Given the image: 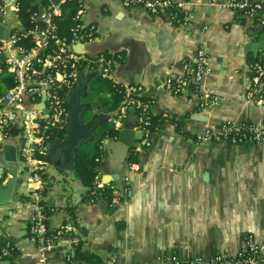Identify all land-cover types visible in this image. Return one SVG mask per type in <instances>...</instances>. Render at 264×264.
<instances>
[{"label": "crops", "instance_id": "0c3cea01", "mask_svg": "<svg viewBox=\"0 0 264 264\" xmlns=\"http://www.w3.org/2000/svg\"><path fill=\"white\" fill-rule=\"evenodd\" d=\"M46 1L41 0L40 7ZM223 1L184 0L193 13L189 24L176 21L167 10L150 12L125 0L77 1L76 11L83 8L80 18L91 39L75 41L70 49L79 52L73 46L82 42L80 52L91 57L101 54L109 60L92 71L81 70L101 75L107 67L103 77L140 84L151 112L161 114L162 119L150 142L135 149V161H129L128 155L123 161L121 143L100 144L95 180L112 185L110 198L103 194L83 197L86 186L77 177L68 179V170L56 166L63 174L57 178L47 169L51 179L47 182L43 177L40 200L48 204L46 225L56 228L73 223L64 207L68 204L75 208L78 225L73 223L76 230L65 233L61 244L46 250L37 248L28 235L29 202L35 198L26 180L27 193L19 191L25 178L21 170L24 161L18 149L19 128L13 124L10 135L0 141V187L13 179L9 198L0 203V245L9 239L17 251L3 257L0 264L9 260V264H75L65 258L64 245L74 234L106 264H151L164 253L179 258L232 253L246 232L264 241V142H198L193 138L205 123L264 119V95L244 97L252 64L262 60L264 66V30L258 33L262 24L224 7ZM260 13L264 18V0ZM0 24H4V32L20 26L16 9L7 7ZM259 40L263 46H258ZM201 44L208 49L210 66L204 84L221 96L220 102L207 110L198 107L192 88L173 93L163 85L166 76L183 71L184 60ZM86 90L88 93V86ZM99 94L107 97L109 91ZM96 98L85 100L93 103L92 112H103L95 104ZM41 100L42 96L37 106ZM120 104L104 112L118 129L128 115L117 119ZM9 144L15 146L14 156L7 155L5 145Z\"/></svg>", "mask_w": 264, "mask_h": 264}, {"label": "built area", "instance_id": "2783aa9c", "mask_svg": "<svg viewBox=\"0 0 264 264\" xmlns=\"http://www.w3.org/2000/svg\"><path fill=\"white\" fill-rule=\"evenodd\" d=\"M79 4H81V0ZM128 5H139L150 12L167 10L170 16L182 24H189L193 13L184 0H125ZM245 13L259 24L264 23L260 13L262 0H224L221 3ZM17 9V1L0 0V23L4 20L7 7ZM83 8L75 13L77 21L72 26V36L69 44L65 37L57 32V23L54 16L62 11L61 0L57 3L47 0L38 10H33L30 18L34 25L29 29L33 45L25 47L16 44L17 32L10 31L8 37L0 36V54L7 51L5 58L0 59V73L12 75L13 84L0 92V141L10 135L13 124L19 128L20 143L18 149L23 157L22 171L25 180L34 194V200L29 202L31 216L28 224V235L40 250L51 249L59 244L65 233L76 230L70 221L63 225L50 228L46 225V212L40 202L42 198V179L48 175L49 164L44 155L48 150V141L54 130L66 127L68 108L65 104V95L77 82V70H94L98 63H109L103 55L91 57L85 52H75L68 46L75 41H89L91 32L85 28V22L80 18ZM87 27V26H86ZM206 29V26L203 27ZM48 46H54L55 52L44 51ZM264 58V54H263ZM262 58V59H263ZM208 49L205 45L197 48L187 56L183 63V71L179 74L168 75L163 85L173 93L192 88L197 96L198 107L207 110L216 106L221 99L218 91L204 84V78L209 72ZM264 66L262 60L252 64V76L248 83L244 97L264 95L262 76ZM102 76H107V67L103 68ZM123 100L121 113L117 119L127 114L130 107L136 108L135 128L141 131V137L134 143V148L147 145L150 139L147 136L149 117L151 113L150 101L141 96L142 86L138 83H120ZM44 96L46 112L37 106L38 99ZM195 141L226 140L234 144L243 142H264V119L246 121L240 119H225L219 124L205 123L193 136ZM97 186L112 185L109 182L95 180ZM79 237L76 234L64 242L66 247L65 258L70 257L72 244ZM11 240L7 239L0 246V260L11 255L14 248ZM188 262L189 264H264V241H257L251 232L243 234L240 245L232 253L218 251L210 256L196 254L188 258H179L175 253L159 255L155 264H171Z\"/></svg>", "mask_w": 264, "mask_h": 264}, {"label": "trees", "instance_id": "16d2710c", "mask_svg": "<svg viewBox=\"0 0 264 264\" xmlns=\"http://www.w3.org/2000/svg\"><path fill=\"white\" fill-rule=\"evenodd\" d=\"M17 15L20 20V26H14L12 29L16 30L17 38L16 44L25 47H30L33 45V39L29 32V29L34 25V20L30 18V14L33 10H38L40 8L39 3H35V0H17ZM62 11L57 13L54 18L57 23V32L60 36H64L66 43L69 44V38L72 36V26L75 24L76 19L74 18V13L77 8L76 0H66L61 4ZM67 9V10H66ZM264 30V23L258 28V33ZM44 51L55 52L54 46H48ZM13 84L12 75L4 72L0 76V92L1 90L10 87ZM108 90L109 96H104L99 94L101 91ZM97 96L95 104L99 106L100 111L109 112L115 109L120 101L123 99L122 86L111 81L110 78L103 77L100 74H93L92 78L88 83V93L83 98L87 99L91 96ZM129 110V109H128ZM138 110L135 108V113ZM149 122L147 124L148 133L147 136L151 139L158 126L159 121H161V114L150 113L148 118ZM53 130V128H49ZM54 131H59L61 135L66 133V129L62 127L61 129H56ZM119 133V129L115 127L113 121L110 119L100 123L97 128L93 131V139L81 145L77 150L76 154V167L74 168V173L76 177L86 186L82 193L83 197L103 194L105 197L110 198L112 196L109 186H97L95 184V175L97 174V166L101 157L100 144L102 139L105 137H116ZM137 159V151L135 148H131L128 160L135 161ZM42 205L46 214L48 213V204L46 200L42 201ZM68 210L73 223L78 225L76 219L75 208L72 204L64 206ZM3 244V242H2ZM1 244V245H2ZM0 245V246H1ZM11 255L16 253L15 247L10 249ZM70 257L67 259L69 262L75 264H106V262L95 252L85 248L83 246V241L81 238L75 240L72 244V251L69 252ZM2 259V258H1ZM155 264V263H151ZM171 264H189L188 262H178Z\"/></svg>", "mask_w": 264, "mask_h": 264}, {"label": "water", "instance_id": "95a60500", "mask_svg": "<svg viewBox=\"0 0 264 264\" xmlns=\"http://www.w3.org/2000/svg\"><path fill=\"white\" fill-rule=\"evenodd\" d=\"M41 0H35V3H39ZM57 3L59 0H51ZM241 13V12H238ZM10 31L5 29L4 24H0V35L3 37H8ZM258 46H263V40H259ZM82 42L74 44V48L79 52L82 50ZM70 48V46H68ZM7 51L0 54V59H4ZM92 73H84L81 69L77 70V82L66 92L65 104L67 105V125L65 127L66 133L61 135L58 132H53L51 134V139L48 141V150L44 155V159L50 163L52 167H61L64 170H73L76 167V154L77 150L82 144L87 143L93 139V131L97 126L108 120L109 117L107 113L104 112H92L91 103L87 100H83L87 93V86L92 78ZM264 81V75L262 77ZM44 106V96L39 102L38 107L42 108L46 112ZM136 125V113L135 108L130 107L128 110V115L123 119L121 127L119 128V133L113 138H103L104 143L115 142L117 145L123 144L121 146L122 150L125 151L122 157L123 161L126 160V156L129 155L130 149L133 148L134 143L137 139L141 137V131L134 126ZM120 147V146H119ZM7 149L8 156H14L15 146L13 144L5 145ZM114 149L115 147H111ZM13 179L9 181L7 186L0 187V203H3L9 198L10 192L12 190ZM68 186V183H66ZM78 189L84 188V186H77ZM10 263V260L8 264Z\"/></svg>", "mask_w": 264, "mask_h": 264}, {"label": "rangeland", "instance_id": "374dc122", "mask_svg": "<svg viewBox=\"0 0 264 264\" xmlns=\"http://www.w3.org/2000/svg\"><path fill=\"white\" fill-rule=\"evenodd\" d=\"M91 105H93L92 102H91ZM13 165L15 166V164H13ZM48 169H49V172L54 174V176L57 177V178H58L59 175H61V176L63 175L56 167L49 166ZM66 175H67L68 179H70V178L75 179L76 178V175H75V173L72 170H68ZM45 178H46L47 182L51 179L49 174L45 175ZM23 179L20 182L19 191L27 193V191H28L27 184L25 182V178H23Z\"/></svg>", "mask_w": 264, "mask_h": 264}]
</instances>
